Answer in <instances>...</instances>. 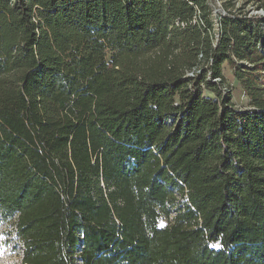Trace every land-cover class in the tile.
Instances as JSON below:
<instances>
[{
  "label": "trees",
  "instance_id": "obj_1",
  "mask_svg": "<svg viewBox=\"0 0 264 264\" xmlns=\"http://www.w3.org/2000/svg\"><path fill=\"white\" fill-rule=\"evenodd\" d=\"M210 4L0 0V220L20 264H264V19L222 18L212 48ZM239 4L222 0L264 8ZM200 52L247 107L184 77Z\"/></svg>",
  "mask_w": 264,
  "mask_h": 264
},
{
  "label": "built area",
  "instance_id": "obj_2",
  "mask_svg": "<svg viewBox=\"0 0 264 264\" xmlns=\"http://www.w3.org/2000/svg\"><path fill=\"white\" fill-rule=\"evenodd\" d=\"M214 1L218 4V8H212V15L211 16H213L212 22H213V29H214V34H213V38L211 41L212 48L216 47V45L218 44V42L221 38V34H222L221 20H222V18H224V17H235V16L244 17V18H251V17L260 16L264 19V8L255 9L253 6L248 5L244 9H242L241 11L237 10V12H236V10H231V11L225 10L221 4L222 2L220 3L219 0H214ZM233 2L235 4V6H234L235 8L240 7V4H239L240 0H233ZM195 16L198 18V21H200V12L199 11H196ZM193 23H195V21H193ZM200 23H201V21H200ZM181 26H184V25L181 24ZM259 29H260L261 33L264 34V22L259 24ZM258 51L264 55V52L262 51L260 46H258ZM212 62H213L212 58H210V57L205 58L203 53L200 52L198 54V61H197L196 65H194L192 68L187 70L184 77L189 79V80H193V79H196L199 76L203 75L204 80L206 82H210L211 84H213L216 87L220 96L232 97L234 86H235L234 80L227 81L225 79V77H223V76H214L212 73V69H211ZM236 63H241L247 68L251 67V65L247 61H240V62L236 61ZM201 88L202 89L205 88L204 83L201 84ZM242 98H246V97L244 95H242ZM232 103H233L235 108H238V109L243 108L234 102H232Z\"/></svg>",
  "mask_w": 264,
  "mask_h": 264
},
{
  "label": "rangeland",
  "instance_id": "obj_3",
  "mask_svg": "<svg viewBox=\"0 0 264 264\" xmlns=\"http://www.w3.org/2000/svg\"><path fill=\"white\" fill-rule=\"evenodd\" d=\"M220 3L222 0H219ZM222 4V3H221ZM211 8H218V4L211 0ZM213 16L211 17V20ZM214 34V29L212 28V35ZM222 72L227 81L233 80L231 77V68L227 64L226 67H222ZM235 82V81H234ZM203 95L206 97L215 96L208 90L203 91ZM232 102L238 104L240 107L248 106V99L242 98L240 92L236 89L233 90L232 94ZM171 219L161 218L159 220V226L164 227L168 225ZM15 223L16 218H12L8 221L0 220V264H20L21 256H22V248L20 240L15 234Z\"/></svg>",
  "mask_w": 264,
  "mask_h": 264
},
{
  "label": "crops",
  "instance_id": "obj_4",
  "mask_svg": "<svg viewBox=\"0 0 264 264\" xmlns=\"http://www.w3.org/2000/svg\"><path fill=\"white\" fill-rule=\"evenodd\" d=\"M226 63L225 64H223V67H226ZM222 74H223V72H222ZM223 76H224V74H223ZM225 77V76H224ZM231 77H232V79L235 81V78H234V73H233V71H232V69H231Z\"/></svg>",
  "mask_w": 264,
  "mask_h": 264
}]
</instances>
